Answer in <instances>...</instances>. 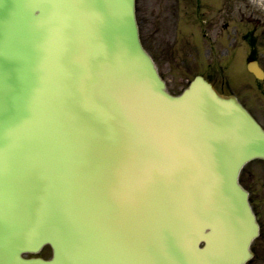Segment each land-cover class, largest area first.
Masks as SVG:
<instances>
[{"label": "water", "instance_id": "1", "mask_svg": "<svg viewBox=\"0 0 264 264\" xmlns=\"http://www.w3.org/2000/svg\"><path fill=\"white\" fill-rule=\"evenodd\" d=\"M187 94L165 93L140 45L133 0H0V264H23L19 254L43 243L53 247L52 264H65L73 248L86 252L107 230L115 243L129 236L189 126ZM231 110L215 127L191 128L198 134L187 142L203 151L195 170L178 159L169 167L188 201L201 197L197 167ZM240 218L247 213L227 225ZM230 239L222 231L204 255L186 248L190 261L210 253L225 264L221 246Z\"/></svg>", "mask_w": 264, "mask_h": 264}, {"label": "rangeland", "instance_id": "2", "mask_svg": "<svg viewBox=\"0 0 264 264\" xmlns=\"http://www.w3.org/2000/svg\"><path fill=\"white\" fill-rule=\"evenodd\" d=\"M151 1V0H150ZM163 3L169 1V0H161ZM160 1V2H161ZM202 2L204 0H201ZM222 1V5L229 7L230 0H220ZM157 2V3H160ZM194 5L191 1V7H190V18H189V25L183 26L179 29L178 33L183 37L184 39H189L190 45L189 49L191 50L194 42L197 40V25L200 27V25L197 23V21L200 19L198 12L192 7ZM150 7H147V10H149ZM141 18L146 22L147 21V15L145 14V9L141 8ZM205 19V18H204ZM200 23V22H199ZM194 24V25H193ZM142 26V37L144 39V44L147 47V49L150 51V53L157 59V64L160 69L161 74L167 81L168 87L173 92H178L182 84L185 83L187 79L191 77V75L194 72H197L199 69V64L201 61L199 60L196 63H191L190 68H187V64H182L178 61L177 58H181L184 56V52L177 50L173 54V52L167 53L164 51L165 47L168 46L171 43V39L173 37V28L167 27L164 29V27L160 31V27H157L156 32V40L155 42L153 39H151V28L146 27L145 24H141ZM162 27V25H161ZM168 42V43H167ZM207 46V42H206ZM208 48H204V50L207 51ZM173 55L175 57H173ZM204 56L202 55V60ZM187 58L185 57V60ZM226 80V78L223 76V73L221 72V76L219 77V81ZM244 177L248 182L253 183V193L252 197L256 200V206L257 210L260 214V217L262 219L263 225H264V165H251L247 167V169L244 170ZM251 179V180H250ZM257 195V197H256ZM264 244V243H263ZM260 263L264 264V247L260 250Z\"/></svg>", "mask_w": 264, "mask_h": 264}]
</instances>
